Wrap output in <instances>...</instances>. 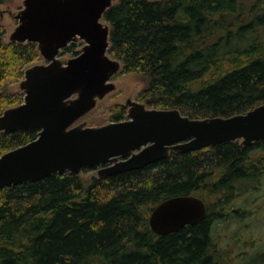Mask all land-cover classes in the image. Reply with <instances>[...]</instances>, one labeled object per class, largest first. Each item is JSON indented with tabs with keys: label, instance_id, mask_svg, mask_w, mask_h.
Returning a JSON list of instances; mask_svg holds the SVG:
<instances>
[{
	"label": "trees",
	"instance_id": "trees-1",
	"mask_svg": "<svg viewBox=\"0 0 264 264\" xmlns=\"http://www.w3.org/2000/svg\"><path fill=\"white\" fill-rule=\"evenodd\" d=\"M8 1L0 0V7ZM103 20L110 25L109 53L123 73L144 80L138 97L154 108L204 119L264 103V0H116ZM5 35L0 23V115L24 101V92L11 88L43 58L37 43L7 42ZM77 46L72 42L64 51L77 55ZM127 112V105L117 104L110 121L125 120ZM38 134L0 131V156ZM263 181L259 139L171 151L112 175L85 179L63 172L5 186L0 264H232L236 250L222 247L215 230L232 221L243 226ZM190 194L205 201V218L176 232H154L153 208ZM240 264H264V252Z\"/></svg>",
	"mask_w": 264,
	"mask_h": 264
},
{
	"label": "water",
	"instance_id": "water-1",
	"mask_svg": "<svg viewBox=\"0 0 264 264\" xmlns=\"http://www.w3.org/2000/svg\"><path fill=\"white\" fill-rule=\"evenodd\" d=\"M116 0H24L10 41L37 43L44 63L26 69L20 82L24 101L0 115V131L36 129L38 137L0 156V190L33 183L54 173L99 176L142 168L171 151H197L227 141L249 145L264 139V103L230 117L191 118L179 109L127 101V118L101 126L77 123L116 88L122 63L109 53L105 11ZM85 44L66 63L59 55L76 40ZM207 214L197 195H177L151 211L154 232L164 235L200 223Z\"/></svg>",
	"mask_w": 264,
	"mask_h": 264
},
{
	"label": "rangeland",
	"instance_id": "rangeland-1",
	"mask_svg": "<svg viewBox=\"0 0 264 264\" xmlns=\"http://www.w3.org/2000/svg\"><path fill=\"white\" fill-rule=\"evenodd\" d=\"M24 8V0H11L6 2L0 7V23L6 28L5 40L10 41V36L15 30L19 21L16 19L18 14ZM75 42H79V39ZM82 46H77V49H81ZM75 53L71 51H61L59 58L63 63H66L68 59L72 58ZM45 59L42 58L38 63H44ZM113 82L116 88L109 92L104 98L98 99L97 105L84 117H82L77 123L85 122L87 126H101L108 124L111 120V109L117 104H127L129 99L138 100L140 92L144 89L146 83L137 74L123 73L120 70L113 77ZM11 89L21 90L20 82L12 86ZM150 107H153L148 105ZM81 175L85 179H89L98 175V169L93 168L88 172H81ZM252 204V205H251ZM253 214L248 216L243 223V226L238 222L232 221V224L225 227L226 224H218L215 232L216 235L220 234L218 240L220 245L227 250H236V255L229 256L232 258V264L235 262L242 263V261L249 260V256H252L258 252H264V181L263 190L258 193V197L248 205ZM236 229H239L237 234L234 233ZM240 236V237H239ZM236 237H239L237 239ZM238 264V263H237Z\"/></svg>",
	"mask_w": 264,
	"mask_h": 264
},
{
	"label": "flooded vegetation",
	"instance_id": "flooded-vegetation-1",
	"mask_svg": "<svg viewBox=\"0 0 264 264\" xmlns=\"http://www.w3.org/2000/svg\"><path fill=\"white\" fill-rule=\"evenodd\" d=\"M76 43L80 44L82 47H83L84 44H85V43H84L82 40H80V39H79V42H76ZM114 76H115V75H113V77H114ZM113 77H112V81H113Z\"/></svg>",
	"mask_w": 264,
	"mask_h": 264
}]
</instances>
